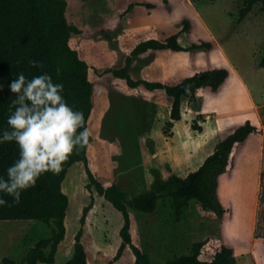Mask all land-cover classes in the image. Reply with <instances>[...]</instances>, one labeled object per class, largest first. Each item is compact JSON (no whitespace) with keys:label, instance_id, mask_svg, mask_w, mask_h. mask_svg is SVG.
<instances>
[{"label":"rangeland","instance_id":"1","mask_svg":"<svg viewBox=\"0 0 264 264\" xmlns=\"http://www.w3.org/2000/svg\"><path fill=\"white\" fill-rule=\"evenodd\" d=\"M72 2L86 25L83 47L105 67L122 65L148 34L165 40L180 33V42L191 50L166 49L135 57L131 72L137 78H163L175 85L187 76L215 68L230 71L218 90L205 85L196 88V98L183 97V118L176 122L171 137L164 131L171 115L168 99L97 88L89 117L90 163L106 186L116 184L134 197L154 190L174 175L186 177L198 170L220 140L251 121L257 131L234 147L230 165L219 178L218 198L223 210L207 209L199 200H192L184 218L177 220L173 207L160 208L149 216L146 243L154 259H172L202 242L204 259H212L226 244L235 248L238 264H264V202L260 201L264 171V5L257 4L240 20L244 0ZM115 13H124L118 28L99 31L98 27ZM194 123L204 131L194 129ZM122 224L121 213L103 198L98 199L83 226L90 264L134 263V256L117 258ZM51 236L52 230L43 220H0V261L5 257L21 261L39 240Z\"/></svg>","mask_w":264,"mask_h":264},{"label":"trees","instance_id":"2","mask_svg":"<svg viewBox=\"0 0 264 264\" xmlns=\"http://www.w3.org/2000/svg\"><path fill=\"white\" fill-rule=\"evenodd\" d=\"M259 3L264 5V0H244L239 19L244 20ZM136 5L130 4L126 13ZM123 16L124 13H115L98 30L117 29ZM85 33L86 25L73 10L72 0H0V130L8 127L10 104L15 98L9 85L20 73L27 79L49 73L55 82L62 83L64 99L74 110L83 112L88 129L94 93L99 87L145 98L164 97L171 106L170 119L164 124L169 137L174 135L176 122L183 118V97L196 98V88L205 85L218 90L230 75L226 68H215L187 76L175 85L163 78H137L131 72L135 57H147L166 49L189 51L191 47L180 42V33H173L165 40L148 34L128 53L122 65L105 67L83 47L81 39ZM31 60L41 62L44 67L32 68ZM261 66L264 67V58ZM58 67L61 69L59 77L56 75ZM193 128L204 131L198 123H194ZM256 131V125L248 120L220 140L198 170L186 177L174 175L154 190L134 197L116 184L106 186L93 172L90 147L77 149L63 163L59 174L46 173L35 187L23 192L18 205L12 203L11 197L0 194L8 201L7 205H0V220H43L52 230V236L39 240L21 261L5 257L0 264H90L83 226L100 198L122 215L117 258L134 256L133 264H238L235 248L226 244L212 259H204L202 242L172 259H154L146 238L149 216L160 208L173 207L177 220L184 218L192 200H199L207 209L222 211L218 198L219 178L230 165L234 147ZM17 156L18 146L14 142L0 145V175H6V169ZM260 201L264 202V171Z\"/></svg>","mask_w":264,"mask_h":264},{"label":"clouds","instance_id":"3","mask_svg":"<svg viewBox=\"0 0 264 264\" xmlns=\"http://www.w3.org/2000/svg\"><path fill=\"white\" fill-rule=\"evenodd\" d=\"M29 64L32 68L44 67L37 60ZM56 75H61L59 67ZM9 88L15 98L10 104L8 127L0 130V145L14 142L18 156L6 175H0V194L18 205L22 193L35 187L42 175L59 174L74 151L91 147V134L83 112L68 105L62 95L63 84L55 82L51 74L27 79L20 73ZM7 204L0 195V205Z\"/></svg>","mask_w":264,"mask_h":264},{"label":"crops","instance_id":"4","mask_svg":"<svg viewBox=\"0 0 264 264\" xmlns=\"http://www.w3.org/2000/svg\"><path fill=\"white\" fill-rule=\"evenodd\" d=\"M245 86H246V88H247V89H245V90H246V92H248V93H249L250 97H253V94H252L251 90L248 88V86H247V85H245Z\"/></svg>","mask_w":264,"mask_h":264}]
</instances>
